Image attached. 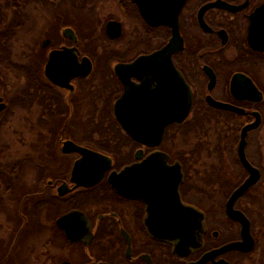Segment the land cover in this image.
I'll return each mask as SVG.
<instances>
[{
    "label": "flooded vegetation",
    "instance_id": "obj_1",
    "mask_svg": "<svg viewBox=\"0 0 264 264\" xmlns=\"http://www.w3.org/2000/svg\"><path fill=\"white\" fill-rule=\"evenodd\" d=\"M174 31L182 48L162 66L152 55ZM172 70L191 90V111L161 130ZM263 70L264 0H0V264H196L240 242L225 204L247 177L241 131L259 117L245 138L258 168ZM215 126L226 130L222 153L205 150ZM234 157L238 185L225 178ZM124 172L120 190L113 181ZM173 184L203 215L199 247L183 256L146 225L149 199ZM241 200L233 208L244 212Z\"/></svg>",
    "mask_w": 264,
    "mask_h": 264
},
{
    "label": "water",
    "instance_id": "obj_2",
    "mask_svg": "<svg viewBox=\"0 0 264 264\" xmlns=\"http://www.w3.org/2000/svg\"><path fill=\"white\" fill-rule=\"evenodd\" d=\"M182 41L179 36V32L174 31V36L170 40L169 44L162 48L160 51L156 52L152 56L162 57V66L167 64V58L176 50H181ZM171 84L165 75L162 78L161 85V95H162V108L160 109V116L157 119L161 120V130L165 128L170 122L181 123L184 121L190 111L192 104V94L189 86H187L182 75L175 70H172L171 74L168 75ZM260 97V96H259ZM209 103L219 109H231L233 107L216 102L208 97ZM154 108V107H153ZM141 110V109H140ZM138 111V110H137ZM127 113H124L126 116ZM158 117V116H157ZM260 118L258 117L255 122L244 127L241 131L240 142L238 145V159L247 172L246 179L232 192L229 199L225 204V213L228 217L241 223V241L220 248L216 251H212L202 257V259L196 264H203L207 260H213L214 256L220 254L226 250L237 249L242 252H251L255 246L254 239L250 234V223L246 216L238 210H234L233 205L237 199L246 194L260 179V171L253 167L247 160L245 156V138L249 130L255 129L259 126ZM128 127V126H125ZM137 130V129H136ZM138 139V134L135 135ZM86 152V151H83ZM96 157L98 163L102 162L104 159ZM107 161V160H104ZM88 160H82L81 166L87 167ZM79 167V164L78 166ZM139 166L132 167L129 171L134 172ZM127 172L121 173L122 175L118 177L113 182L117 184L120 190H123L121 180L123 175ZM101 174V171H100ZM113 183V184H114ZM178 184H173L169 189L160 185L157 188L153 201L149 199L148 205V219L146 221L147 228L149 231L158 236L161 239H166L174 242V251L179 256L186 254L189 248L199 247L200 236L202 234V223L203 215L197 211L195 208L184 206L180 200L177 193ZM150 191L148 188L145 193ZM145 193L142 194L145 195ZM167 195H166V194ZM156 201V202H155ZM217 264H228L224 261H219Z\"/></svg>",
    "mask_w": 264,
    "mask_h": 264
},
{
    "label": "rangeland",
    "instance_id": "obj_3",
    "mask_svg": "<svg viewBox=\"0 0 264 264\" xmlns=\"http://www.w3.org/2000/svg\"><path fill=\"white\" fill-rule=\"evenodd\" d=\"M262 78L264 80V70L262 72ZM256 144L257 166L261 169V173L264 174V126L257 133V140L255 138V143L251 149L252 155H255L254 150ZM262 177H264V175H262ZM240 207L241 209H246L248 216L255 222L253 225V233L256 238V244L251 252L242 256L239 262H235V264H264V216L262 217L263 219L260 220L255 214L257 207L253 204H245V200L240 201ZM210 210H212V207H210Z\"/></svg>",
    "mask_w": 264,
    "mask_h": 264
},
{
    "label": "trees",
    "instance_id": "obj_4",
    "mask_svg": "<svg viewBox=\"0 0 264 264\" xmlns=\"http://www.w3.org/2000/svg\"><path fill=\"white\" fill-rule=\"evenodd\" d=\"M196 129L197 128H195L194 130H196ZM211 130L212 131L210 132V136L208 137V139L210 138V142L208 143V147L205 148V150L209 149V151H215L218 153H222V149H223L222 143L224 141L223 136L226 135V130L224 129V127H216V126L213 127V129H211ZM193 134L195 135V131ZM233 163H234V166H232L230 164L229 160L227 159L226 173H225L226 179H229L230 177L236 178V174H235L236 172L235 173L233 172L234 171L233 168L238 167V160L236 157L233 158ZM260 172H261V169H260ZM262 175H264V174L261 173L259 182L252 189H250V191L248 193H246V195H244V197H242V200H245V204L249 203L250 205L253 204L254 206L257 207L255 214L260 220L263 219L262 217L264 216V177H262ZM237 177H240V179L237 180L235 185H238L239 181L243 180V178L245 177V173L242 172V174H241L239 172V174H237ZM242 211H244L246 213V215L248 216L246 209H242ZM252 222L254 225L255 222L254 221H252Z\"/></svg>",
    "mask_w": 264,
    "mask_h": 264
}]
</instances>
